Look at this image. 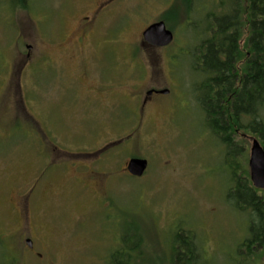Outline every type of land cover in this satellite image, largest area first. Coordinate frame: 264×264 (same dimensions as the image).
I'll list each match as a JSON object with an SVG mask.
<instances>
[{
  "label": "rangeland",
  "instance_id": "obj_1",
  "mask_svg": "<svg viewBox=\"0 0 264 264\" xmlns=\"http://www.w3.org/2000/svg\"><path fill=\"white\" fill-rule=\"evenodd\" d=\"M93 1L29 0L23 6L21 0H0V264H39L16 249L14 237L7 239L29 224L35 235L40 229L52 264H109L126 231L138 242L129 264H177L171 243L179 229L195 233L198 264H264V245L241 246L252 216L227 195L237 166L227 165V147L207 127L197 92L205 76L200 45L213 14L231 10L234 1L243 21L237 66L243 73L246 0H117L99 26L108 36L98 50L96 34L87 38L83 56L54 41L43 47L44 38L69 35L79 15L91 14ZM158 20L174 33L165 48L143 43L144 30ZM107 45L115 52L108 49L109 59L100 64L114 94L126 99L133 86L143 95L152 86L170 90L144 111L139 125L129 109L119 110L123 119L107 109L99 116L93 109L88 118L73 98L86 95L88 85L66 90L84 70L99 78L97 58ZM43 50L53 65L35 63L21 76L25 54L42 57ZM233 125L232 138L242 149L234 162L250 181L255 134ZM118 139L124 142L100 159L89 155ZM131 157L148 159L142 177L126 171ZM36 177L44 185L30 197L31 212L25 202L20 216L18 195L26 198Z\"/></svg>",
  "mask_w": 264,
  "mask_h": 264
},
{
  "label": "trees",
  "instance_id": "obj_2",
  "mask_svg": "<svg viewBox=\"0 0 264 264\" xmlns=\"http://www.w3.org/2000/svg\"><path fill=\"white\" fill-rule=\"evenodd\" d=\"M13 2L19 0H12ZM26 6L29 0H21ZM244 10L248 26L245 40L247 53L243 73H238L242 59L239 41L242 36V14L239 3L221 14H213L208 31L209 37L200 45V66L205 74L198 84V101L206 116V125L226 145V163L236 164L231 177L228 197L240 211L252 216L249 235L241 244L251 250L264 245V194L253 187L247 177L240 175L239 164L234 157L241 152V146L234 142L231 130L234 127L251 131L264 146V0H246ZM232 126V127H231ZM248 174V173H246ZM264 193V191H263ZM120 248L113 252L109 264H129L131 253L138 250V242L132 243V236L125 232ZM192 230L179 229L173 236L172 256L177 264H198V252Z\"/></svg>",
  "mask_w": 264,
  "mask_h": 264
},
{
  "label": "flooded vegetation",
  "instance_id": "obj_3",
  "mask_svg": "<svg viewBox=\"0 0 264 264\" xmlns=\"http://www.w3.org/2000/svg\"><path fill=\"white\" fill-rule=\"evenodd\" d=\"M116 1L117 0H94L93 5H92L93 9L91 11V14L82 16V14L80 13L81 15H79L77 17V19H76L77 21L75 22V25H73V29L69 35L64 34L60 38L55 37L54 39H51V40L48 38H44V39H42L43 47L44 46L47 47L49 44H52L51 41H54V43L58 44L60 47L61 46L62 47H68L69 46L74 51V54L77 52V53L81 54V56H83L85 54L84 53V46L87 44V38L91 34H96V38L92 42L94 47L98 45V42L100 40H105V37L108 36V34L106 32H104V29H103V28H105L106 25L102 28L103 32L102 31L99 32V26H101V25L103 26L104 24H106L104 19L106 18V16H108V14H107L108 9H110V7ZM98 35H100V37H97ZM143 43L152 47V48H155L154 46L146 43L145 41H143ZM103 45H105V44H103ZM27 46H29L28 49L32 48V45H27ZM95 49L98 50L99 47H95ZM101 49H106V50L103 53H100L101 55L97 58V61L99 63L96 67H97V70L100 74L99 78L95 77L96 75H89L87 70H84L83 74H81L79 76H73L72 77L73 79L71 78L72 80L69 82L66 90H68V92H69V91H71L69 89L73 88L72 91H76L75 86H77V84H83L84 86H85V84L88 85L89 91L87 92L86 95L82 96V98L79 97L78 95L76 97H73L76 100V102L80 101L81 110L83 108L81 114L88 117V118L92 117L94 115L99 116L100 110L107 109L108 113H112V114L116 113L118 115L117 117H120V119L121 118L123 119L124 116L119 112V110L124 111L125 109H129L128 111H130L131 112L130 114L132 115V118L130 120L133 122V125L135 126V125L141 124L144 111L149 106L153 105V103H155L154 101L162 100V97H160V96L161 95H168L170 93V90L167 88L166 89H160V88H156L155 86H152L151 88L147 89L145 94L143 95V91L141 89L139 90V86H133L130 88L128 97L126 99L119 97L120 94H118V93L114 94L113 93V89H115V85L112 86L110 83L106 82V79L104 77L105 76V66L100 64V61L102 59H107V57L109 59L110 51H108V49H110V50H112V49L109 45L102 46ZM113 51L115 52V50H112L111 52H113ZM22 57H23V55H22ZM33 58H35V59H33ZM22 60H23V62L19 67V74L21 76L23 75V73L26 69H28V68L34 69L35 63L41 64V65H42L43 61H45L46 63H51L52 57L45 50H43L42 57H40V56L34 57V55L27 52ZM84 63H85L84 59L79 62V64H78L79 70H83L82 68L84 66ZM51 65H53V64L51 63ZM59 70L62 74L63 70H61V69H59ZM88 76L95 79L96 81L91 80ZM60 77H63V76H60ZM106 78L109 80L108 77H106ZM111 86H112V88H111ZM163 90H167V93L162 92ZM98 108H101V109H98ZM93 109L97 110V112L94 115L90 114V111L94 112ZM117 112H119V113H117ZM116 114H114V115H116ZM129 136H131V134ZM122 140L123 139H118V140L112 141L110 144L99 149L96 153H91V152H88V153H89V155L95 154L97 156V158L100 159L101 156L105 155V152L108 149L120 146L124 142ZM83 166L87 167L85 164ZM84 176H85V178H88L90 175H88V176L84 175ZM36 179H37V181L34 180L33 183L31 184L32 186L29 188L30 191H29L26 198H23V195H20L19 193H17V195L18 194L19 195L17 198L16 205L19 209L20 216H22V214H23L22 204L25 205V202H26L27 211L31 212L32 204L30 201V197L36 191H38V193H39L41 187L44 185V183H42V185H41V182L43 180H40L37 177H36ZM39 185H41V186H39ZM45 189L47 191L48 188L44 187V189H43L44 193H45ZM30 206H31V209H30ZM23 225H24V223H23ZM37 233L40 236H38L37 234L35 235L33 233L32 229H31V225L29 224L28 228H24V227L19 228L15 232L14 236H9L7 239L9 241V239L11 237H14L15 238L14 240L16 241V243H15L16 249L21 247V249H22L21 253L28 256L29 259H31V260L33 259L34 261L36 260L39 262V264H52L53 263L51 261L52 253L51 254L49 253V249H48L49 245H48V247L45 246L46 242L43 241L44 238L41 235L40 229ZM34 236H37V238H35ZM44 252L47 253L48 256L45 257L46 259H44V261H42V258H44V256H45Z\"/></svg>",
  "mask_w": 264,
  "mask_h": 264
},
{
  "label": "water",
  "instance_id": "obj_4",
  "mask_svg": "<svg viewBox=\"0 0 264 264\" xmlns=\"http://www.w3.org/2000/svg\"><path fill=\"white\" fill-rule=\"evenodd\" d=\"M144 41L155 47H165L174 40V33L164 20L150 24L143 32ZM162 92L167 93V90ZM149 161L144 157H131L126 162V170L132 176L142 177L148 169ZM250 181L257 189L264 190V146L257 137H252L249 157Z\"/></svg>",
  "mask_w": 264,
  "mask_h": 264
},
{
  "label": "bare ground",
  "instance_id": "obj_5",
  "mask_svg": "<svg viewBox=\"0 0 264 264\" xmlns=\"http://www.w3.org/2000/svg\"><path fill=\"white\" fill-rule=\"evenodd\" d=\"M143 40H144V38H143ZM174 41V40H173ZM155 47V46H154ZM165 47H167V46H165ZM165 47H158V48H165ZM254 187V186H253ZM257 189V188H256ZM259 191H264V190H262V189H258Z\"/></svg>",
  "mask_w": 264,
  "mask_h": 264
}]
</instances>
